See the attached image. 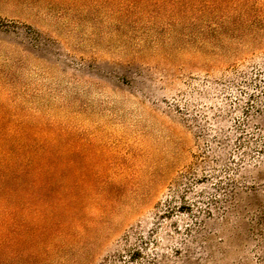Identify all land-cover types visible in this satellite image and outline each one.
I'll return each instance as SVG.
<instances>
[{"label":"rangeland","instance_id":"374dc122","mask_svg":"<svg viewBox=\"0 0 264 264\" xmlns=\"http://www.w3.org/2000/svg\"><path fill=\"white\" fill-rule=\"evenodd\" d=\"M0 145L67 206L0 264H264V0H0Z\"/></svg>","mask_w":264,"mask_h":264},{"label":"trees","instance_id":"16d2710c","mask_svg":"<svg viewBox=\"0 0 264 264\" xmlns=\"http://www.w3.org/2000/svg\"><path fill=\"white\" fill-rule=\"evenodd\" d=\"M23 165L20 159L0 156V251L8 234L20 238L49 231L48 221L60 222L57 207L67 208L60 195L56 201L50 194L41 195L38 190L45 183L38 174L21 170Z\"/></svg>","mask_w":264,"mask_h":264}]
</instances>
